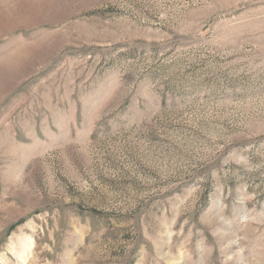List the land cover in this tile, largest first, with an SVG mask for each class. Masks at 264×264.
Masks as SVG:
<instances>
[{"label":"rangeland","instance_id":"rangeland-1","mask_svg":"<svg viewBox=\"0 0 264 264\" xmlns=\"http://www.w3.org/2000/svg\"><path fill=\"white\" fill-rule=\"evenodd\" d=\"M0 264H264V0H0Z\"/></svg>","mask_w":264,"mask_h":264}]
</instances>
